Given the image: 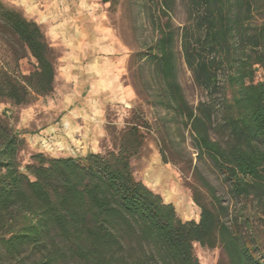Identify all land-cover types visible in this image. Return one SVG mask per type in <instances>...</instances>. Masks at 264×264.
<instances>
[{
	"label": "trees",
	"instance_id": "obj_1",
	"mask_svg": "<svg viewBox=\"0 0 264 264\" xmlns=\"http://www.w3.org/2000/svg\"><path fill=\"white\" fill-rule=\"evenodd\" d=\"M157 1L158 37L142 59L161 80L158 103L190 127L232 205L204 178L209 200L193 194L200 218L184 221L138 180L132 158L145 143L142 122H132L115 149L84 157L36 152L23 165L25 140L0 115V264H202L195 243L221 246L229 264H264V80H256L264 66V0ZM178 4L187 13L180 34L172 17ZM0 21L36 60L22 76L0 68V99L21 106L51 94L56 68L41 25L1 0ZM178 40L207 95L197 109L178 80ZM214 108L221 110L217 139Z\"/></svg>",
	"mask_w": 264,
	"mask_h": 264
},
{
	"label": "rangeland",
	"instance_id": "obj_2",
	"mask_svg": "<svg viewBox=\"0 0 264 264\" xmlns=\"http://www.w3.org/2000/svg\"><path fill=\"white\" fill-rule=\"evenodd\" d=\"M1 1L24 14L22 8L14 5L10 0ZM117 1L113 6L109 2L108 17L114 38L120 41L125 48L123 52L127 58V71L124 78L126 83L131 86L135 96L128 104L106 107L105 136L100 143L101 150L99 152L117 148L122 133L132 122L144 123L145 126L142 128L145 136L144 146L139 155L132 158L136 178L155 192L160 193L165 202L173 203L182 220L194 219L198 221L201 211L194 202L193 194L199 195L203 201L209 200V193L203 184V179L211 182L217 188L218 194L232 205L233 201L228 194V184L223 181V177L214 168L209 156L199 154L190 127L185 126L182 118L176 116L174 111L165 110L158 103L161 80L155 75L150 61L142 59L144 54L150 52V47L154 45L158 37L154 23L158 1ZM145 4L148 5L149 11L144 9ZM172 17L174 26L180 34L181 28L187 22L185 6L178 4ZM41 28L53 50L56 73H60L64 70L62 65L64 49L61 46L52 45L46 29L42 25ZM176 51L178 80L188 103L197 109L201 102L207 101L206 92L196 84L193 72L185 61L180 40L177 42ZM2 67L22 76L35 69L36 60L0 21V68ZM256 80H264V66L258 67ZM54 99L53 93L46 96L35 95L30 104L16 108H44L50 102L52 104ZM219 99L220 95H217L214 101L218 102ZM0 108H4L0 115H4L10 122L8 118L10 115L6 110L15 108L13 103L6 99H0ZM212 120L210 133L212 138L217 139L222 134L220 128L221 110L219 108L213 109ZM163 152L168 160L167 163L163 162ZM32 154L25 146L19 154L21 163L25 165ZM157 162L158 166L155 165ZM157 182L159 186L154 185ZM190 206L194 207V212L191 211ZM194 247L202 264H229L221 246L207 248L195 243Z\"/></svg>",
	"mask_w": 264,
	"mask_h": 264
},
{
	"label": "crops",
	"instance_id": "obj_3",
	"mask_svg": "<svg viewBox=\"0 0 264 264\" xmlns=\"http://www.w3.org/2000/svg\"><path fill=\"white\" fill-rule=\"evenodd\" d=\"M10 1L44 26L52 45L64 49V70L56 73L53 103L44 108H16L13 104L15 108L6 110L10 124L24 138L31 154L84 157L99 152L105 136L106 107L128 104L135 96L124 78L127 58L124 46L114 38L109 2ZM190 208L194 212V207Z\"/></svg>",
	"mask_w": 264,
	"mask_h": 264
}]
</instances>
